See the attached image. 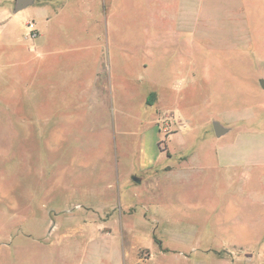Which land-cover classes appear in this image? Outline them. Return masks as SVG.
Masks as SVG:
<instances>
[{"label":"rangeland","instance_id":"1","mask_svg":"<svg viewBox=\"0 0 264 264\" xmlns=\"http://www.w3.org/2000/svg\"><path fill=\"white\" fill-rule=\"evenodd\" d=\"M15 4L0 0V264H264L255 215L249 250H222L218 217L246 210L250 169L216 153L264 162L244 47L260 0ZM34 6L52 11L31 38ZM231 112L240 129L218 137Z\"/></svg>","mask_w":264,"mask_h":264},{"label":"crops","instance_id":"2","mask_svg":"<svg viewBox=\"0 0 264 264\" xmlns=\"http://www.w3.org/2000/svg\"><path fill=\"white\" fill-rule=\"evenodd\" d=\"M249 2V1H248ZM35 7V6H34ZM259 7L260 11V25H253V22H249V20L246 22V32H245V38H244V47H245V53H246V63L247 67H249L252 71L250 73L255 74L257 76H260V79L264 78V0H260V6L253 4L251 7L248 6V9H256ZM42 10H48L49 14L52 11L47 6H41V7H35L34 10L27 11L28 16H32L35 19V24L37 28H39V22L36 20V14L38 12H41ZM46 15V20L48 21L50 19V15ZM236 34V32H234ZM38 44V43H36ZM38 47H40V44H38ZM38 57H42L44 54L40 53V51H37ZM248 57V58H247ZM258 68L260 70H257L254 72V69ZM248 81L246 85L250 86V88H253V81L251 79H246ZM260 82V81H259ZM262 88V86H261ZM255 90H263L258 89L255 87ZM245 108V107H244ZM245 111L246 108H245ZM248 113V111H247ZM224 122L218 121L222 127L225 129V132L221 135H217L218 137H222L224 135H227L228 133L232 131H237L240 129V121L244 119L243 117L237 116L236 112H231L230 115H223ZM216 122V121H214ZM263 152V151H262ZM217 155L221 156L222 159L225 157L228 158L229 162L233 165H236L237 163L243 165L246 169H250L249 171L244 170L242 175L245 173V175L248 177V180L250 181L247 184V195H246V201L248 202V208L246 207V210H240L237 207L233 205V203H230V206L226 209H223L225 213V217L223 215H220L218 217V220L221 224L220 228L224 230V233L227 234L229 237H226L223 241V244L226 245L227 251H237L241 249L249 250V248H245L244 246L251 245L254 240L252 239V236L254 235V229L247 227L246 224L241 222V216H248L250 219H254V215L258 222L255 224L254 228L260 227V229H264V162L259 163L258 168H252L248 167L247 165H251V162L247 164V153L245 150H237V149H222L216 152ZM172 154V152L170 153ZM167 154V155H170ZM192 154H186L182 156L181 161L177 163V165L174 166H167V171L171 174V176L175 175H181L182 179H185L187 175L191 172V168L193 166L191 165L189 157ZM149 163V160H146ZM144 161V162H145ZM146 163V162H145ZM175 174V175H174ZM255 206V207H254ZM253 209L256 211L255 213H258V216L254 213H252ZM248 211V212H247ZM244 212L245 214L240 213ZM235 221H238L239 223L236 224ZM255 243V242H254ZM219 247L220 242L217 244ZM228 245V246H227ZM230 246V247H229ZM258 251L264 253V236L261 235V238L258 242ZM219 250V249H217Z\"/></svg>","mask_w":264,"mask_h":264},{"label":"water","instance_id":"3","mask_svg":"<svg viewBox=\"0 0 264 264\" xmlns=\"http://www.w3.org/2000/svg\"><path fill=\"white\" fill-rule=\"evenodd\" d=\"M33 3L34 0H16L15 11H20ZM260 85L264 88V78L260 79ZM214 130L217 135L225 132V129L218 121L214 122Z\"/></svg>","mask_w":264,"mask_h":264},{"label":"built area","instance_id":"4","mask_svg":"<svg viewBox=\"0 0 264 264\" xmlns=\"http://www.w3.org/2000/svg\"><path fill=\"white\" fill-rule=\"evenodd\" d=\"M27 27H28V30H29V36L31 38H35L38 36V32H37V26L35 24L34 21H30L28 24H27Z\"/></svg>","mask_w":264,"mask_h":264},{"label":"trees","instance_id":"5","mask_svg":"<svg viewBox=\"0 0 264 264\" xmlns=\"http://www.w3.org/2000/svg\"><path fill=\"white\" fill-rule=\"evenodd\" d=\"M155 95V93H151V97L150 98H148V103H152V97Z\"/></svg>","mask_w":264,"mask_h":264}]
</instances>
